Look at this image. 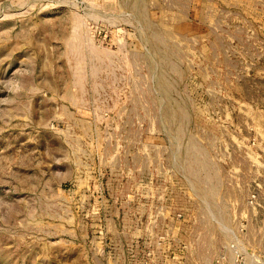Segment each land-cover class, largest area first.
Masks as SVG:
<instances>
[{
    "label": "rangeland",
    "instance_id": "obj_1",
    "mask_svg": "<svg viewBox=\"0 0 264 264\" xmlns=\"http://www.w3.org/2000/svg\"><path fill=\"white\" fill-rule=\"evenodd\" d=\"M232 248L264 264V0H0V264Z\"/></svg>",
    "mask_w": 264,
    "mask_h": 264
},
{
    "label": "built area",
    "instance_id": "obj_2",
    "mask_svg": "<svg viewBox=\"0 0 264 264\" xmlns=\"http://www.w3.org/2000/svg\"><path fill=\"white\" fill-rule=\"evenodd\" d=\"M250 203H252V201H249ZM233 251V255H234V262L236 264H244L243 263V253L240 251H237L236 248H232ZM224 259V255H220L217 258H215L214 264H225L223 262Z\"/></svg>",
    "mask_w": 264,
    "mask_h": 264
},
{
    "label": "crops",
    "instance_id": "obj_3",
    "mask_svg": "<svg viewBox=\"0 0 264 264\" xmlns=\"http://www.w3.org/2000/svg\"><path fill=\"white\" fill-rule=\"evenodd\" d=\"M175 254L174 256H172V258H174L175 260H173V259H171L172 260V262H171V264H198V263H192V262H184V261H180L179 260V258L178 257H181L179 254L180 253H178V255H177V253H175L174 251H171V254ZM221 254H224L225 256H224V259H226V256H227V254H229V252L228 253H221ZM220 254V255H221ZM230 258H229V260H230V262H231V260H232V257L231 256H229ZM161 259H163V256H161L160 257ZM178 258V259H177ZM166 259V258H165ZM224 259H223V262L225 263V264H228V261H224ZM161 262V263H160ZM159 263L160 264H164V262H162V261H160ZM212 264H213V262H212ZM233 264V263H232ZM245 264V263H244Z\"/></svg>",
    "mask_w": 264,
    "mask_h": 264
}]
</instances>
